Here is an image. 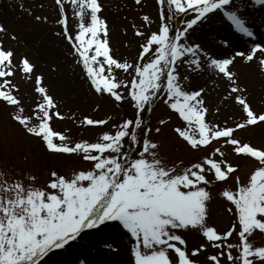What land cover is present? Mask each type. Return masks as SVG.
Returning a JSON list of instances; mask_svg holds the SVG:
<instances>
[{
    "label": "snow or ice",
    "instance_id": "obj_1",
    "mask_svg": "<svg viewBox=\"0 0 264 264\" xmlns=\"http://www.w3.org/2000/svg\"><path fill=\"white\" fill-rule=\"evenodd\" d=\"M156 3L157 30L145 34L144 29L156 22L148 13L141 15L139 27L131 24L134 35L144 37L134 60L114 54L108 20L102 15L103 0H53V20L33 16L37 23L59 26L56 35L70 44L91 92L114 106L132 107L131 116L115 123L107 114L97 118L62 112L61 102L50 93L45 76L36 73L31 58H17L15 48L0 40V106L10 109V121L26 136L38 139L51 155L91 165L68 175L52 168L46 184L38 185L34 174L0 158V264H46L84 230L111 227L108 222H115L128 237V264H264V241L256 240L264 236V143L253 144L237 135L248 128H264V108L253 106L247 86L234 70L239 58L264 74V41L253 40L247 50L218 57L193 39L205 24L216 22H230L238 33L253 37L255 32L243 15L246 0ZM134 4L141 6L142 0ZM254 4L264 5V0ZM19 7L24 10L22 3ZM27 13L32 15V9ZM8 31L0 23V32ZM221 44L234 47L229 37ZM181 66L191 71L182 74ZM208 70L224 81V100L240 107L242 115L231 123L208 119L205 88L192 86L193 74ZM18 73L33 83L35 99L28 106L16 82ZM157 103L172 114L153 125L151 114ZM101 107L96 103L93 111ZM174 116L177 123L171 131L189 151L200 154L187 163L180 158L170 161L162 153L159 137ZM56 119L104 130L91 141L73 139L71 128L54 129ZM225 146L231 155L252 163L245 181L237 175L240 162L228 158ZM229 180H234L235 188L224 187L219 195L229 203L226 212L233 219L221 231L208 222L211 189ZM189 232L203 238L191 249L185 235ZM234 235L237 243L230 242ZM78 264L87 261L80 259Z\"/></svg>",
    "mask_w": 264,
    "mask_h": 264
},
{
    "label": "rangeland",
    "instance_id": "obj_2",
    "mask_svg": "<svg viewBox=\"0 0 264 264\" xmlns=\"http://www.w3.org/2000/svg\"><path fill=\"white\" fill-rule=\"evenodd\" d=\"M103 2L106 7L102 15L106 18L111 15L114 20L111 23L107 18L110 28L109 37L114 54L122 58L134 60L136 54L140 50L139 45L143 42L144 37L135 36L131 24L135 23L139 27L142 23L140 19L141 15L148 13L150 18L156 22L144 29L145 34L147 35L151 31L157 30L158 5L156 0H142L141 6L135 5L134 0H103ZM21 3L24 5V10L19 7ZM41 4L44 5L43 8L40 7ZM256 6L264 10V5H256L254 4V0H246V6L243 7V15L246 17L247 24L250 23L253 18L261 23L263 12L254 11V7ZM29 8L32 9V15L27 13V9ZM69 12H71V9H69ZM0 13V15L6 16L7 19L12 18L14 22L20 21L22 18L21 14H23L25 19L29 21L24 23L21 31L22 33H35L45 28L47 33L50 34L49 37L52 38V60L50 63L44 62V54L38 48L40 45V39L38 38L35 40V48L32 52L28 54L27 51H22L25 47V42L18 38L19 33L15 24L7 28L9 30L8 33L0 32V40L4 42L5 47H13L16 51H19L17 58L21 55H27L36 59L38 61L36 73H42L44 75V71H46L49 76L46 77L47 74L45 73V83L55 82L66 89L68 95L65 96H67V99H60L55 95L56 92L54 89L56 87L50 89V93L54 98L61 102L60 110L62 112L70 115L72 111H75L78 116L84 114L96 116L97 118H103L107 114L113 117L111 123H115L122 117L131 116L133 114L134 110L128 103L121 104L117 107L112 105L107 98H98L89 90L86 76L82 72V65L77 62V58L72 52L70 44L64 40L63 37L56 35L60 30L59 26L48 23H37L34 21V15H47L49 20L54 19L55 12L53 0H0ZM2 18L3 17H0V23H3L1 20ZM70 21H72L70 23V29L74 31L75 22L72 20L71 16ZM216 24L220 25L218 22H216ZM226 24L230 26L229 23ZM28 25L31 27H26ZM206 27L207 24H205L204 28L193 37V39L197 40L201 45L207 41L208 44L217 45L219 48L220 46L226 48L221 44L223 38L229 37L231 41H237L235 34L230 36V33L223 38L217 39L215 32H211L210 29ZM260 27L264 30V25ZM125 28H127V32L124 31ZM232 29L233 33H237L245 39L251 41L255 40L256 32L254 30L255 35L249 38L238 33L234 28ZM12 35L16 36L15 40L11 39ZM239 50L247 49L238 48V51ZM179 71L183 74L188 72V68L186 66H181ZM221 82L223 83V80L218 79L214 75L211 77L209 84L214 87L220 85ZM254 82L256 84L258 83V81ZM56 89L58 91L60 90L59 87ZM257 93L254 107L257 109L264 108V84L258 86ZM224 95L225 91L219 95L215 104L209 107L210 113L208 119L213 122L223 123L225 120H228L229 123H231L242 115L240 107L231 100H224ZM21 96L26 106L33 102L32 99H28V94L21 93ZM67 101L70 102L68 103ZM96 103L102 105L101 110L93 111ZM217 108L219 112L216 111ZM9 111L10 109L0 106V158L6 159L10 165L15 166L19 170L34 174L37 177L36 183L38 185L46 184L47 180L50 179L49 171L52 168H55L61 174L68 175L73 169H86L91 166L88 162L78 158L55 157L48 153L38 139L26 136L22 130L10 121L8 116ZM170 114L172 113H170L163 103H157L151 114L153 125L156 124L158 119ZM52 123L55 130L63 131L66 127L71 128L72 131L70 134L73 139L83 138L91 141L96 138V133L104 130L101 127H77L70 119H56ZM175 123H177V121L174 116L172 124L165 128L159 137L163 140L162 153L170 161L180 158L187 163L200 154L189 151L184 142L177 138L171 131ZM237 135L242 136V138L247 141H251L253 144L259 145L264 143V128L261 127L248 128L243 132H238ZM223 150L229 153L228 158L233 162H240L241 167L237 175L241 177L242 182L245 181L252 167V163L241 157L231 155L228 146H225ZM227 186H231L234 189V180H229L227 184L217 183L211 189L213 200L210 204V217L208 222L221 231L230 227L233 219L231 215L226 212V208L230 206L229 203L219 195V192ZM108 223L112 226L101 228L99 231L96 229L84 230L75 241L69 242V246H66L62 250H57L55 255L50 256L46 264H78L80 259H85L87 264H128L130 247L128 237L115 222ZM185 235L189 249L198 246L199 243L203 241L202 236L197 232H189ZM256 240L257 242H262L264 241V236L258 235ZM230 242L237 243L238 236L234 235L231 237ZM109 244L112 245L111 249L107 247ZM208 251L213 252L216 250L209 248ZM200 259L203 261L204 256L202 255Z\"/></svg>",
    "mask_w": 264,
    "mask_h": 264
},
{
    "label": "bare ground",
    "instance_id": "obj_3",
    "mask_svg": "<svg viewBox=\"0 0 264 264\" xmlns=\"http://www.w3.org/2000/svg\"><path fill=\"white\" fill-rule=\"evenodd\" d=\"M107 9V8H106ZM254 11H259V12H263V16L261 18V23L257 22L255 18L252 19V21L250 23H248L247 25L249 27H251L255 32H256V37L255 40L256 41H264V30L261 29V25H264V10L263 8L256 6L254 7ZM1 14V13H0ZM0 17H3L1 20L4 23V25L6 26V28H9L10 26L12 27L15 24V27H17L19 36L18 38H20V40H23L25 42V47L23 48L22 51H27V53L29 54L30 52H32L35 48V40L38 38L40 39V45H39V49L41 50V52L44 54V62L46 63H50L52 60V48H51V42H52V38L49 37L50 34L47 33V31L44 29H41L35 33L31 32V33H22V27L24 26V23H27L29 20L25 19V16L23 14H21V19L20 21H16L14 22L11 19H7L6 16L0 15ZM108 20L112 23L113 17L111 15H109ZM26 27H31V26H26ZM25 27V28H26ZM209 28L211 32H215V36L216 38H223L224 36L228 35L230 33V36L233 34H235V38L237 39V41H232V44L234 45V47L230 48H223L222 46H220V48L217 45H212V44H208V42L206 41L204 44H202V46L209 52H211L213 55H218V56H222V55H232L234 51H238V48H248L252 41L245 39L243 36L237 34V33H233V29L225 24H220L217 25L216 23H211V24H207V27ZM24 30V29H23ZM217 33H219V35H217ZM2 39V38H1ZM119 40V39H118ZM216 40V39H214ZM242 44V45H241ZM21 51V50H20ZM19 51H16V53L18 54ZM20 57V56H19ZM18 57V58H19ZM31 60L35 63L36 65V69L38 68V61L32 57H30ZM35 69V71H36ZM234 70L236 72L239 73L240 76V82L242 85H246L248 92L247 95L251 101V103L253 104V106L255 105V98L257 96V90H258V86L261 84H264V74H260L259 72H257L255 70L254 65H246L244 62H242L239 58H237L235 66H234ZM191 70L188 69V72H190ZM46 71H44V75H45ZM47 74V73H46ZM215 74L211 71L208 70L207 72H202L200 74H193L192 76V86L193 87H204L205 88V99L206 102L208 104V107L212 106L215 104L216 100L218 99L219 95H221V93H223V91H225L224 89V81L223 83L221 82L220 85L217 86H210L209 82L211 77H213ZM46 77H49L48 74L46 75ZM46 80V79H45ZM254 81H258V83L256 84ZM17 83H19L20 85V93H24V94H28V99H32L34 101L35 99V94L32 92L33 89V83L32 81H26L25 79H23L20 74H17ZM48 85L51 88H60V90L58 91L56 88L54 89L56 92V96L60 99H67L68 95L66 89L63 86H60L58 84H56L55 82H48ZM68 103L70 101H67Z\"/></svg>",
    "mask_w": 264,
    "mask_h": 264
}]
</instances>
